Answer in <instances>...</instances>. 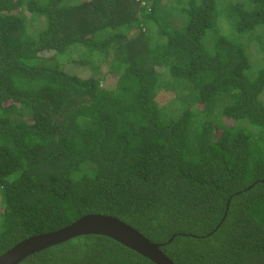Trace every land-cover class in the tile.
<instances>
[{
  "label": "trees",
  "instance_id": "obj_1",
  "mask_svg": "<svg viewBox=\"0 0 264 264\" xmlns=\"http://www.w3.org/2000/svg\"><path fill=\"white\" fill-rule=\"evenodd\" d=\"M263 93L264 0H0V254L102 213L264 264ZM17 264L156 263L90 233Z\"/></svg>",
  "mask_w": 264,
  "mask_h": 264
},
{
  "label": "water",
  "instance_id": "obj_2",
  "mask_svg": "<svg viewBox=\"0 0 264 264\" xmlns=\"http://www.w3.org/2000/svg\"><path fill=\"white\" fill-rule=\"evenodd\" d=\"M90 233L108 236L156 264H175L160 249V243L151 241L116 216L102 213H87L59 229L25 237L0 254V264H17L35 251Z\"/></svg>",
  "mask_w": 264,
  "mask_h": 264
},
{
  "label": "rangeland",
  "instance_id": "obj_3",
  "mask_svg": "<svg viewBox=\"0 0 264 264\" xmlns=\"http://www.w3.org/2000/svg\"><path fill=\"white\" fill-rule=\"evenodd\" d=\"M173 20H177V19L175 18V19H173ZM173 23H174V25H177L176 21H173ZM178 24H179V21H178ZM248 55H249V57L251 58V60H252L254 63L259 64L258 56L252 54L251 51L249 52ZM259 97H260L262 100H264V93H263V95H260Z\"/></svg>",
  "mask_w": 264,
  "mask_h": 264
}]
</instances>
